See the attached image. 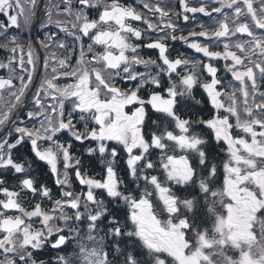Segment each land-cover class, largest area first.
<instances>
[{
  "label": "snow or ice",
  "instance_id": "6c2138e0",
  "mask_svg": "<svg viewBox=\"0 0 264 264\" xmlns=\"http://www.w3.org/2000/svg\"><path fill=\"white\" fill-rule=\"evenodd\" d=\"M196 2L177 0L173 12L172 0L165 7L149 0L143 3L149 16L121 0H0L7 20L0 22V49L9 53L8 62H0L9 70L0 76V170L23 177L11 187L0 179V264H46L41 249L60 252L69 244L73 252L48 264H264V0ZM40 13L42 28L55 25L66 37L51 32L25 46L20 30H30ZM198 14L213 23L175 34L173 16L187 22ZM13 28L17 34L9 35ZM146 34L144 46L158 50L156 59L140 56L141 45L133 43ZM169 39L206 60L172 58ZM36 43L46 53L44 75L25 113L41 69ZM221 60L224 77L216 66ZM145 87H152L146 96ZM197 87L210 106L208 118L184 111L190 101L201 104ZM149 107L159 116L146 132ZM65 133L71 139L61 142ZM73 141L92 146L76 156ZM26 143L48 165L58 198L14 156ZM213 147L227 158L215 162ZM120 151L123 176L116 167ZM85 156L104 165L99 178L89 174ZM28 193L34 205L22 199ZM106 200L126 210L123 219ZM230 250L238 256L227 255Z\"/></svg>",
  "mask_w": 264,
  "mask_h": 264
},
{
  "label": "flooded vegetation",
  "instance_id": "af4514ba",
  "mask_svg": "<svg viewBox=\"0 0 264 264\" xmlns=\"http://www.w3.org/2000/svg\"><path fill=\"white\" fill-rule=\"evenodd\" d=\"M145 2H149V0H121V3L125 4V5H130L133 6L137 11H140L142 13H145L149 16H151V13H148L147 10H145L143 8V3ZM150 2L155 3L156 0H150ZM161 7H165L167 0H159ZM192 6H198V3L196 2V0H192ZM214 6H218V5H214ZM167 10V9H166ZM173 12H178L179 11V5L177 3V0H172V9ZM227 11V10H226ZM99 12L97 10H90L89 15L92 18H96L98 17ZM190 17L192 16L191 13L188 14ZM158 19V14L156 15V17L154 18V22ZM173 20L176 21L178 28L180 29V31H177L175 34L177 36L183 34V35H187L188 31L195 29L196 31H200V25L204 24L205 26H209L211 25L213 22L209 20L208 17H205L203 14H198L197 18L195 20H189V21H184L182 16L179 17L177 19L176 16L172 17ZM0 22H5L7 23L6 17L3 16L2 14H0ZM35 23V22H34ZM32 25L31 29H26V28H22L20 30V35L23 37V40L25 42V46H27V41L29 39H31L33 42H36L38 40H43L45 39L46 35L51 33V32H57L60 36V39H65L66 34L60 32V30L58 28H56L55 25H48L46 28H42L41 24L42 23H46V20L43 17V13H40V16L38 18V21L35 23V25ZM133 26L135 27H139L141 30H144L146 28V25H144L142 22H137V21H133L132 22ZM17 29L13 28L10 29L9 35H15L17 34ZM148 35H145V38L143 40H135V38H133V43H138L141 45L140 49H139V54L140 56H142L145 59H156L158 56V50H154V49H149L147 47H145L144 45H146L147 43H149V39H148ZM153 38H156V33H151L150 34ZM236 39H247L246 36H237ZM201 42H205L203 40V38H200ZM66 43L69 44V47H72V39L71 37H67V39L65 40ZM89 41L85 38L84 44L85 47L87 46V43ZM168 46L170 49V53H171V57L172 58H176V57H182V58H188L191 60H201V61H205L206 58H204L202 56V54H198L196 53L193 49H190L187 45H185L182 41L180 40H175L172 41L169 39L168 41ZM55 50V49H53ZM213 50H222V44L218 49H213ZM34 51H36V53L38 54L39 58H40V64H41V69H40V74L36 75L34 74V86L31 88V90L28 92V97H29V107L25 108V113L28 110H31V96L34 94L35 92V88L39 86V83L44 75V69L42 67V63H43V57L46 55V53L44 52V50L40 49L39 44L36 43L35 44V49ZM97 51H102V48H97ZM78 52H79V48L77 46V56H78ZM8 57H9V53L3 49H0V62H4L7 63L8 62ZM72 63L75 64V58H73ZM219 69H220V75L222 77L225 76V72H224V61H220L217 65H216ZM138 70L140 71H144L143 66H137ZM17 74H19V69ZM9 75V70L8 69H0V76H4L5 78H7V76ZM206 75V74H205ZM26 79V76H25ZM231 76L227 75L226 77V81L230 80ZM61 83H66L69 82L67 80H62L60 81ZM14 83L19 86L20 81L14 80ZM117 83L119 84V86H121L122 88H133L135 87V82H127V81H117ZM167 86L166 84V78H165V87ZM152 90V87H145L142 90V95H145L147 93H149ZM162 91V90H161ZM261 91H264V88L261 89ZM163 94V93H162ZM194 96L196 97V99L201 100V104L199 105H194L191 101L189 102L190 107L187 109H184V111L186 112H191V113H195V115L192 116L193 119H197L199 118V116L203 115L204 118H208V113L210 111V106L207 105L206 103V97L202 91V89L200 88H196L194 91ZM70 108V105H69ZM149 112V119H148V127L146 128V132L150 131L152 129V124L151 121L155 120L158 118L159 114L153 113L152 110L148 109ZM79 120V118L77 117V121ZM37 125L39 123V121L35 122ZM161 123H163V121L161 120ZM234 123V121H233ZM29 127H31L32 125L29 124ZM84 124L82 122L78 123V128H80L81 130H83ZM196 131H199L200 129H195ZM6 134V132H5ZM16 139V136L13 135L12 137H10V142H14V140ZM71 138L67 135V133H65L62 137H61V142H67L68 140H70ZM110 144H112L113 146H115V142H110ZM92 146L89 143H85L83 145H81L79 142H75L73 141V148H72V152L74 155L76 156H81L82 153H84V150L87 147ZM119 151V149H118ZM211 155L214 158L215 162H222L223 160H225L227 157L224 154V152L221 150V148H216L213 147L211 149ZM14 156L18 159L21 160L23 162H25L26 166L30 165V175L32 177L35 178V180L37 181V185L39 184H45L47 185L51 190H52V195L53 198H58L59 194H60V187L58 185L55 184V178L52 176L48 165L43 162L38 160L35 155L31 152V148L29 144H24L22 146H18L17 149L14 151ZM158 158V151L155 152L153 154V159H157ZM124 159H126L125 154L120 151V155L118 156L117 160H116V167L119 171L120 175H124L122 169L125 167L124 165ZM84 161H85V166L89 169V174L90 175H94L97 178H99L100 174L103 171L104 165H102L99 161V159H94L91 161V163H89V158L87 156L84 157ZM59 167L62 169L63 168V164L61 163L59 165ZM221 171H222V163H221ZM153 174H160V173H153ZM71 178H72V182H73V186L74 189L76 191H80L81 190V186L78 184H74L75 180V176H74V172L70 173ZM23 177L19 174H15L11 171L8 170H0V179H3L6 181V186H14L16 184L19 183V180L22 179ZM222 178V177H221ZM3 198V197H0ZM100 198H103V193L100 194ZM23 200H32L31 194L28 193L27 195H24L22 197ZM37 202L36 200H32V204L34 205V203ZM106 203L108 204L109 210L112 211L114 214L119 215V217L121 219H123L124 217V212L126 210H122L121 206H118L115 203H108V201L106 200ZM26 205V204H25ZM24 205V206H25ZM31 206V205H30ZM48 207H51V204L48 205ZM31 208V207H30ZM29 208V210H30ZM166 218V217H165ZM105 223H107V221L105 220ZM259 232V226H257V233ZM45 254L44 256L39 255V260H44L46 262V264H48V262L50 261H54V257H57L58 255H68L69 253L73 252L74 248H73V244H69L67 245L66 248H64L62 251L57 252L56 250L51 249L50 247H45ZM227 255L230 256H238V253H235L234 250H230L228 251ZM3 257L0 256V259H2Z\"/></svg>",
  "mask_w": 264,
  "mask_h": 264
}]
</instances>
